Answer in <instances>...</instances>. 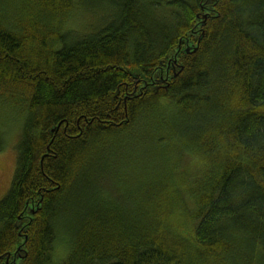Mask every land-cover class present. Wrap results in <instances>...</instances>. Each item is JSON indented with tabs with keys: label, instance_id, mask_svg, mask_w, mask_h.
I'll list each match as a JSON object with an SVG mask.
<instances>
[{
	"label": "trees",
	"instance_id": "16d2710c",
	"mask_svg": "<svg viewBox=\"0 0 264 264\" xmlns=\"http://www.w3.org/2000/svg\"><path fill=\"white\" fill-rule=\"evenodd\" d=\"M0 100V264H264V0H0Z\"/></svg>",
	"mask_w": 264,
	"mask_h": 264
},
{
	"label": "rangeland",
	"instance_id": "374dc122",
	"mask_svg": "<svg viewBox=\"0 0 264 264\" xmlns=\"http://www.w3.org/2000/svg\"><path fill=\"white\" fill-rule=\"evenodd\" d=\"M14 4H11V7L15 8ZM17 5L20 11V3ZM3 8H6L5 4H3ZM92 21H94V19L90 18L88 13L84 12V10H77L69 19L67 26L72 30L85 32ZM23 121L24 114L21 112V109L12 106L7 103V101L0 100V200L8 191L14 174L16 165L14 147L19 140L18 138L20 137L19 134L21 133ZM123 161L124 159L121 157L120 163ZM180 169L181 166L179 165L176 170L179 171ZM111 185L110 183L109 188H111ZM56 254H62L59 247L56 248Z\"/></svg>",
	"mask_w": 264,
	"mask_h": 264
},
{
	"label": "water",
	"instance_id": "95a60500",
	"mask_svg": "<svg viewBox=\"0 0 264 264\" xmlns=\"http://www.w3.org/2000/svg\"><path fill=\"white\" fill-rule=\"evenodd\" d=\"M189 50H187V52H188ZM195 51V50H194Z\"/></svg>",
	"mask_w": 264,
	"mask_h": 264
}]
</instances>
